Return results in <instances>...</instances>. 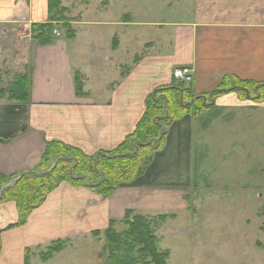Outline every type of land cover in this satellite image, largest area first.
Wrapping results in <instances>:
<instances>
[{"label": "crops", "instance_id": "obj_1", "mask_svg": "<svg viewBox=\"0 0 264 264\" xmlns=\"http://www.w3.org/2000/svg\"><path fill=\"white\" fill-rule=\"evenodd\" d=\"M153 1L173 12L171 19L151 22L144 15L137 19L131 13L134 6L126 4L128 12L119 21L98 18L92 30L91 22L84 20L75 39L61 33L51 44H36L16 53L21 64L29 60L32 64L29 101L5 104L13 106L11 111L0 108V174L36 170L48 141H63L88 154L113 150L135 130L148 95L174 81L177 67L192 69L191 85L197 96H210L227 76L264 81V0ZM116 2L108 4L113 8ZM63 5L68 7L65 0ZM46 21L48 0H0V27L25 25L31 39L30 25ZM55 30L60 31L58 25ZM22 72L26 70L21 67L16 71ZM76 72L83 82L80 94ZM215 103L231 104L221 107L222 111H253L254 126L261 128L264 101L229 92ZM196 119L187 114L174 121L164 148L155 153L144 175L108 198L64 181L34 209L25 225L11 229L7 227L18 220L16 202H0V264H25L28 249L29 264H33L38 258L33 251L57 238L74 241L89 230L123 220L127 210L136 208L130 195L143 198L150 192L182 190L177 187L180 179L194 182ZM262 141L260 137L261 153ZM58 257L40 263L55 264Z\"/></svg>", "mask_w": 264, "mask_h": 264}, {"label": "rangeland", "instance_id": "obj_2", "mask_svg": "<svg viewBox=\"0 0 264 264\" xmlns=\"http://www.w3.org/2000/svg\"><path fill=\"white\" fill-rule=\"evenodd\" d=\"M108 3L109 0H65L70 10L68 14H72L71 25L75 30L73 39L78 29L82 30L80 23L84 20L91 22L89 27L92 30H95V19L115 17L119 21L128 12L127 7H123L126 4L134 6V12L131 13H135L137 19L144 15L148 21L159 22L163 18L171 19L173 15L164 5L153 0L152 3L148 0H117V6L113 8ZM72 22H76V27ZM58 26L60 28V24ZM60 31L66 37L63 30ZM28 32L25 25L18 27L16 23L0 27V90L4 91L0 92L2 110L5 106L10 111L14 110L12 103L15 102L9 99L8 91L14 80L19 75H26L29 79L31 61L21 64L22 61L16 58L18 51L39 44L32 35L31 39L36 43L30 39ZM20 67L26 72L16 73ZM173 78V83H185L186 86L193 81V78L191 81ZM220 96L213 97L211 93L207 98L204 97L207 105L204 110L188 113L197 118L194 133L198 156V165L194 170L196 180L187 184V179H180V186L177 187L182 190L150 192L143 198L140 195L134 198L133 195L129 196V201L134 199L132 203L136 207L129 209L133 214L154 220L152 229L157 238V252L166 254V264H264V110L261 113V128L255 127L253 111H222L221 107H231V104L216 105L215 101ZM5 104L13 106L10 109ZM260 137L263 139L262 153ZM21 175H14L13 182L6 187L14 185ZM164 214L168 218L161 222L159 217ZM132 216L127 218L126 214L123 220L114 221L115 230L120 233L126 231ZM109 226L89 230L74 241L70 237H63L70 241L64 251L56 253L59 257L55 264H109L108 260L116 249L115 242L110 243L106 238L105 231ZM46 248L33 251V255H38L32 260L33 264H41L40 253ZM31 255L29 250L30 259ZM140 264H143L142 261Z\"/></svg>", "mask_w": 264, "mask_h": 264}, {"label": "trees", "instance_id": "obj_3", "mask_svg": "<svg viewBox=\"0 0 264 264\" xmlns=\"http://www.w3.org/2000/svg\"><path fill=\"white\" fill-rule=\"evenodd\" d=\"M69 11V8L63 6L62 0H48V21L32 23V37L41 45L51 44L55 40L56 25L60 24L66 38L73 39L75 30L71 25L73 20L68 16ZM184 84L172 82L157 87L148 95L145 112L135 130L113 150H98L88 154L81 148L63 141H48L36 170L22 174L15 180L14 185L9 187L6 186L13 182L14 176L0 174V202L16 201L18 210L17 222L9 225L7 229L25 225L34 209L64 181L84 186L103 198H108L121 185L133 183L136 178L142 176L153 162L155 153L165 146L168 129L172 123L188 113H200L207 107L204 97L208 96L201 95L197 98L193 86ZM75 85L77 93H82L83 82L79 73L75 75ZM8 91L12 101L27 102L28 77L19 75ZM232 91H237L242 97L261 100L264 99V81L227 76L213 92V97ZM133 213L132 210L127 211V218L134 216L128 223L130 227L123 233L115 230L114 221L110 222L105 231L108 241L115 242L116 245L108 263L140 264L142 261L143 264H149L156 261L157 264H166V254L160 255L157 252V238L154 228L152 229L154 220ZM159 218L164 222L168 215L164 214ZM2 231L0 229V235ZM69 241L62 238L52 241L46 250L40 253L42 261H48L54 254L64 251ZM29 260L28 249L25 264H29Z\"/></svg>", "mask_w": 264, "mask_h": 264}, {"label": "built area", "instance_id": "obj_4", "mask_svg": "<svg viewBox=\"0 0 264 264\" xmlns=\"http://www.w3.org/2000/svg\"><path fill=\"white\" fill-rule=\"evenodd\" d=\"M54 34L56 37H60L61 32L58 30H54ZM173 77L181 81H191L193 78L192 69L189 67H179L173 71Z\"/></svg>", "mask_w": 264, "mask_h": 264}, {"label": "water", "instance_id": "obj_5", "mask_svg": "<svg viewBox=\"0 0 264 264\" xmlns=\"http://www.w3.org/2000/svg\"><path fill=\"white\" fill-rule=\"evenodd\" d=\"M199 96H197V98H198Z\"/></svg>", "mask_w": 264, "mask_h": 264}]
</instances>
